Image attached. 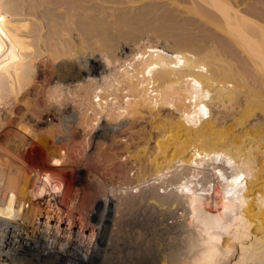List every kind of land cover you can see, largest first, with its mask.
I'll use <instances>...</instances> for the list:
<instances>
[{"label": "bare ground", "instance_id": "6f19581e", "mask_svg": "<svg viewBox=\"0 0 264 264\" xmlns=\"http://www.w3.org/2000/svg\"><path fill=\"white\" fill-rule=\"evenodd\" d=\"M236 1L191 0L252 79L217 45L114 40L108 27L130 22L108 10L116 0H0L1 261L264 264V21ZM42 53L78 67L66 89L96 111L83 162L26 107ZM32 148L48 160L24 180L12 152Z\"/></svg>", "mask_w": 264, "mask_h": 264}, {"label": "rangeland", "instance_id": "374dc122", "mask_svg": "<svg viewBox=\"0 0 264 264\" xmlns=\"http://www.w3.org/2000/svg\"><path fill=\"white\" fill-rule=\"evenodd\" d=\"M126 1L127 0H116V4H105L108 8L110 7L108 10H113L115 19L121 20L122 17H124L123 19L130 20V22L124 23L125 27L123 23L117 26L113 24L114 28H111L110 26L108 27L109 36L113 39L115 38L114 40H118V37L120 39V36L121 39H137L140 37V34L145 32H151L159 35V38L161 40L163 39V42L170 39L171 42L173 41L172 45L176 44L174 43L175 38L181 40L183 37L192 39L194 42L197 43V45H217L219 46V48H216L218 50L220 49V51H222V54L225 53L226 58L228 54L229 58L227 59L230 60L232 58L234 63L237 61L238 65H244L243 67H246V73L249 75L250 79H252L254 75V68L251 67V61H249V57L245 56L246 54L241 53L242 51L235 45L230 44L233 42L230 40L229 37L225 36L226 34L221 31L220 28L215 26V23L209 20V18H207L206 16H200L201 14H198L192 8L194 5L191 0H133V2L132 0L131 2ZM241 1L243 0H237V3L234 2V4L238 8L240 7L241 11L243 10L242 12H244V14L246 15H248V12H246L247 9L249 10V12H251V9H253L252 11L254 15L251 14V12V16L249 14L248 18L251 17L250 19L254 21H256V18L259 19L256 22H260L259 24L263 23L262 21H264V0H244V3ZM173 3L178 4L177 6H175ZM247 5L253 8L250 7L249 9ZM142 6H144V9ZM208 8L210 7H207L209 15L210 12L211 14L215 12L216 15L214 17H217L219 19L218 13L214 11L213 8ZM142 9L144 10L143 12ZM138 12L140 13V15ZM123 13L124 15H122ZM116 15H118V17H116ZM140 18L142 20V24L139 23L141 21ZM219 22L221 23L220 20ZM137 23L139 24V26ZM249 25L250 24L248 23V30L251 31V33L254 32L253 35L256 36V33L260 32L259 28L254 25L253 22H251L250 27ZM133 27L135 31H133ZM129 32H131V34H129ZM259 35L260 34H258L257 37H259ZM228 46L230 47L229 51L227 50ZM42 54L38 58V67L36 75L34 77V83L28 86L25 95L26 107L30 111H28L29 114L34 115L37 119H39V121L42 122L40 129L42 128V132L45 134L44 137H46L47 135L52 140H54L53 142L57 143V145L59 144L58 146L66 145L67 153L70 156L75 157L77 160L83 162L86 158V153L93 145H95V143L94 138L92 137V135L88 134L87 131H85L84 126L81 122L87 119L94 118L96 111L90 108V104L86 103L85 105H82L79 100L77 101L74 99L72 95H78L81 91L77 90L74 92V94H72L66 89L67 83L74 84L80 79V77H78L76 73L78 67L72 63H67L66 61L59 63L55 62L50 57L46 56L44 53ZM240 57L242 60L240 59ZM247 61H249L250 65L248 63V65L246 64ZM6 109L8 111L9 107H6ZM104 133L106 134L107 131H105ZM12 154L14 157H19V159L21 160V163L25 167L24 170L26 171H23V175H26L27 177L33 174V170L35 168H43L45 166V162L48 160V155H44V151L40 148H32V150H30L24 155L21 154V156H19L18 154L17 156H15L16 153L14 152H12ZM24 176H22V179H27V177ZM35 261L38 262V259H35ZM0 264L10 263L5 260H0Z\"/></svg>", "mask_w": 264, "mask_h": 264}]
</instances>
